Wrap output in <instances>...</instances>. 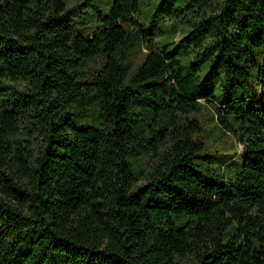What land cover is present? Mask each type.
<instances>
[{
	"label": "trees",
	"instance_id": "16d2710c",
	"mask_svg": "<svg viewBox=\"0 0 264 264\" xmlns=\"http://www.w3.org/2000/svg\"><path fill=\"white\" fill-rule=\"evenodd\" d=\"M92 1L0 0V264H264V0H188L174 49Z\"/></svg>",
	"mask_w": 264,
	"mask_h": 264
},
{
	"label": "rangeland",
	"instance_id": "374dc122",
	"mask_svg": "<svg viewBox=\"0 0 264 264\" xmlns=\"http://www.w3.org/2000/svg\"><path fill=\"white\" fill-rule=\"evenodd\" d=\"M112 0H93L88 5L76 9L74 30H80L83 27L87 28L86 31H90V27L87 24L97 26V15L103 14L108 4ZM188 0H141L140 12L138 20L142 27L153 35L154 44L156 46L167 45L168 48H179L176 41L180 39L183 41V45H186L193 38V35H187L189 32L185 31L182 27H178V30H174V21L177 19L173 16V9L187 3ZM176 28V27H175ZM145 54L144 46H137L131 50L130 64L134 68L140 63ZM92 62L99 63L100 59L95 58ZM95 64H90L89 68H86L85 72L88 74L91 71V67ZM203 102V101H202ZM90 118L95 116V107H91L87 111ZM188 119L196 120L200 130L195 134V139L204 141L207 145V152L216 154L217 152L227 151L233 152L239 148V143L235 141L231 132L225 128L219 126L216 122L215 113L213 107L207 103H202V107L198 112H192L187 115ZM80 126V124H77Z\"/></svg>",
	"mask_w": 264,
	"mask_h": 264
}]
</instances>
